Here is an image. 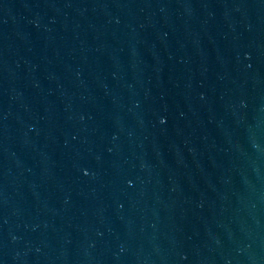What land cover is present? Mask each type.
Here are the masks:
<instances>
[{
	"label": "water",
	"instance_id": "obj_1",
	"mask_svg": "<svg viewBox=\"0 0 264 264\" xmlns=\"http://www.w3.org/2000/svg\"><path fill=\"white\" fill-rule=\"evenodd\" d=\"M0 264H264V0H0Z\"/></svg>",
	"mask_w": 264,
	"mask_h": 264
}]
</instances>
